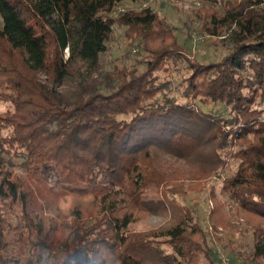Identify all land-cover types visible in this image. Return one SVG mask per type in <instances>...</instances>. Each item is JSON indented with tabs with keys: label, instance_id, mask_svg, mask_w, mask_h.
I'll list each match as a JSON object with an SVG mask.
<instances>
[{
	"label": "trees",
	"instance_id": "16d2710c",
	"mask_svg": "<svg viewBox=\"0 0 264 264\" xmlns=\"http://www.w3.org/2000/svg\"><path fill=\"white\" fill-rule=\"evenodd\" d=\"M123 1L0 0V264L51 249L37 232L23 257L10 242L17 227L5 232L16 205L27 206L16 168L55 195L91 188L93 205L59 225V264H218L188 212L130 228L213 176L264 241V0H223L221 10L204 0L202 33L237 28L214 62L191 60L153 8L114 15ZM116 25L145 54L143 70L101 61ZM162 155L197 162L179 170ZM231 160L239 163L228 174Z\"/></svg>",
	"mask_w": 264,
	"mask_h": 264
},
{
	"label": "rangeland",
	"instance_id": "374dc122",
	"mask_svg": "<svg viewBox=\"0 0 264 264\" xmlns=\"http://www.w3.org/2000/svg\"><path fill=\"white\" fill-rule=\"evenodd\" d=\"M216 1L221 10L223 0ZM206 5L204 0H124L112 13L116 15L129 8H153L160 16L166 18L178 44L191 60L197 58L214 62L231 50L237 28L234 25L227 26L220 35L211 34L205 29L202 33L203 23L197 10ZM2 26L3 19L0 15V28ZM131 43L133 42L126 35L125 27L116 25L101 61L107 68L125 66L143 70L146 64L145 54ZM65 54L68 56V50H65ZM7 107V103L0 101V113ZM162 161L179 170L197 162L190 159L179 160L169 155H162ZM238 163L239 160H231L227 173L234 172ZM16 169L25 191L27 206L23 211L20 204L16 205L11 214L12 224L6 226L5 232L13 224L17 227L16 233H13L11 228L10 242L14 250L23 257L30 253V236L34 237L37 232L39 235H46L51 249L47 250L40 261L34 260L29 264H59L62 258L57 246L60 237L59 225L80 217L85 209L93 205L91 188L83 184L78 188L69 189L66 194L55 195L46 189L43 183L30 179L24 171ZM10 174L11 171H5L7 177H10ZM190 183L192 179L187 178L186 185ZM205 184L202 189L187 188L183 195L173 194L177 203L174 209L169 206L167 210L152 213L145 219L131 224L130 228L150 230L169 226L182 216V212H188L192 221H196L206 231L209 243L216 250L218 264H264V241L257 232L255 233V218L221 190L220 178L213 176ZM257 242L261 246L260 250L256 248Z\"/></svg>",
	"mask_w": 264,
	"mask_h": 264
},
{
	"label": "built area",
	"instance_id": "2783aa9c",
	"mask_svg": "<svg viewBox=\"0 0 264 264\" xmlns=\"http://www.w3.org/2000/svg\"><path fill=\"white\" fill-rule=\"evenodd\" d=\"M218 1H221V0H218Z\"/></svg>",
	"mask_w": 264,
	"mask_h": 264
}]
</instances>
